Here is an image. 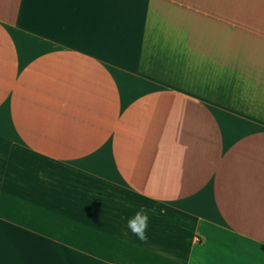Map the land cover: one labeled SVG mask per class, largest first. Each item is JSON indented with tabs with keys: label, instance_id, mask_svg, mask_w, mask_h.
<instances>
[{
	"label": "crops",
	"instance_id": "obj_1",
	"mask_svg": "<svg viewBox=\"0 0 264 264\" xmlns=\"http://www.w3.org/2000/svg\"><path fill=\"white\" fill-rule=\"evenodd\" d=\"M0 264H264V0H0Z\"/></svg>",
	"mask_w": 264,
	"mask_h": 264
},
{
	"label": "clouds",
	"instance_id": "obj_2",
	"mask_svg": "<svg viewBox=\"0 0 264 264\" xmlns=\"http://www.w3.org/2000/svg\"><path fill=\"white\" fill-rule=\"evenodd\" d=\"M156 211L155 207L151 209H146L143 206L140 207L128 217L125 225L126 228L133 236L146 243L148 240L147 230L150 220L149 212L155 215Z\"/></svg>",
	"mask_w": 264,
	"mask_h": 264
}]
</instances>
